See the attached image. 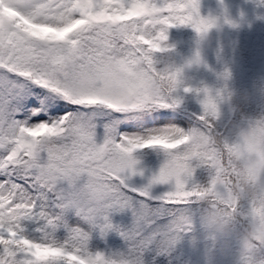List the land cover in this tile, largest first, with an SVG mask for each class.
Here are the masks:
<instances>
[{
    "label": "snow or ice",
    "instance_id": "obj_1",
    "mask_svg": "<svg viewBox=\"0 0 264 264\" xmlns=\"http://www.w3.org/2000/svg\"><path fill=\"white\" fill-rule=\"evenodd\" d=\"M198 6L0 0V264H144L146 251L173 248L202 195L233 207V169H244L254 149L264 155V115L230 124L217 93L185 88L203 93L198 123L188 127L173 115L178 99L149 94L148 66L165 51L168 29L204 33L214 24ZM144 150L164 160L137 187L134 154ZM197 161L207 168L204 184L193 179ZM157 186L166 190L154 194ZM125 211L131 223L121 231L109 217ZM93 231L101 239L117 232L124 250H91Z\"/></svg>",
    "mask_w": 264,
    "mask_h": 264
},
{
    "label": "trees",
    "instance_id": "obj_2",
    "mask_svg": "<svg viewBox=\"0 0 264 264\" xmlns=\"http://www.w3.org/2000/svg\"><path fill=\"white\" fill-rule=\"evenodd\" d=\"M243 3V5L241 4ZM198 12L201 18H209L212 19V16L215 15L218 17H226L229 21L235 22V26L229 28V32L234 35L237 34L239 39H244L247 37L250 41L253 39L251 43V51H255L260 53L264 47V11L262 10L261 3L259 0H247L244 2H240L237 0H198ZM224 22V19H221ZM227 25H230L227 23ZM250 26L251 30H248ZM192 29V28H191ZM226 31V30H224ZM223 31V32H224ZM169 29L167 32V39L173 37L172 34L169 33ZM211 32L209 35L211 38ZM223 32L220 33L221 39L225 40V36H223ZM172 40L175 42L171 45L173 46V51L169 53L172 55V60L175 62L176 67L181 69V73L178 76V80L181 81L180 86L176 90V97H179L178 101L180 106L184 100H190V97L195 98V94L201 92H194L188 91V94H182L185 88L188 89H200V88H207L210 93L213 95L216 91L221 87L220 82L217 80L215 72L216 69L222 67V65H228L227 63L230 62L231 54L230 52H224L222 54V59L224 62L222 64H218V59L215 61L212 59L211 56L207 55L205 52L203 54V63L199 66L192 65L190 68H183L185 62L189 61L194 53L197 51V35L194 30H188L187 33H182L176 35ZM170 40V41H172ZM234 40L235 37H234ZM176 41L178 44L176 45ZM248 53L246 57H248ZM174 55V56H173ZM244 54H240L243 58ZM235 58V54L233 55ZM159 59V56L156 57ZM244 59V58H243ZM226 60H229L226 62ZM245 60V59H244ZM218 73V72H217ZM261 75L260 76H253L252 83L255 84L259 82L261 83ZM228 86V82H227ZM229 87V86H228ZM240 84H239V86ZM245 94H247L245 92ZM237 95H243L242 92H239ZM174 98L175 94H173ZM193 98V99H194ZM198 99V97H196ZM203 98V97H202ZM190 100L192 103L191 108L194 111L200 113L192 112L191 114L184 113L182 111L181 114L188 119L192 127L196 126L198 123L197 118L202 113L201 104L198 101ZM256 101H259L258 99ZM259 104V113L264 114V102L257 103ZM176 107L180 108V107ZM247 107L246 104H241L240 109L243 110ZM220 112L227 116V112L223 105L219 106ZM135 158L138 159L139 163L137 168L142 170V176H134L132 177L133 181L132 184L139 187L147 183L149 177L158 172L159 167L162 165L164 157L154 151L151 150H144L134 154ZM202 168L196 169L193 175L194 182L202 173ZM166 190V186H157L154 188L153 193L159 194ZM202 211L200 206L196 204L189 205V217L192 223V231L188 234H182L179 241L174 245L172 249L166 255H163L164 260L173 263H184V264H205L204 262V253L205 250L210 246V241L206 238L205 234L201 231L199 227V215ZM110 222L112 223L114 228H119L121 231L126 230L130 223H131V214L127 211L119 212V213H112L109 217ZM240 225L236 224L235 230L239 231ZM101 243L106 248V253L123 251L125 248L124 242L119 236V234L115 231L109 232L103 239L99 237L98 232L93 231L92 235L90 236L89 245L90 248L96 246V243ZM238 254V248L234 240L229 241L227 248L221 250H216L214 252V259L212 260V264H235V260ZM154 250H148L144 253L143 259L144 262L149 263L152 258H159Z\"/></svg>",
    "mask_w": 264,
    "mask_h": 264
},
{
    "label": "clouds",
    "instance_id": "obj_3",
    "mask_svg": "<svg viewBox=\"0 0 264 264\" xmlns=\"http://www.w3.org/2000/svg\"><path fill=\"white\" fill-rule=\"evenodd\" d=\"M215 22L204 33L197 35V51L192 58L185 62L183 68H190L192 65L199 66L203 63V54L211 46L210 31L215 29L220 33L223 25L220 23L224 17L212 18ZM235 26V22H231ZM165 51L159 55V59H154L148 66L153 79L150 82L149 94L156 98L161 95L173 96L181 81L174 82L173 75L177 69L175 62L169 53L173 51V46L169 45L167 39L163 42ZM216 78L221 87L216 91L219 105L226 106L227 116L220 112L221 119H226L230 124L235 125L233 119L240 112V105L246 104L249 100L247 94L237 95L230 90L227 82L230 80V70L222 65L221 70L216 73ZM256 99L264 102V83L254 87L252 94ZM174 110V109H172ZM210 147L215 145V141H205ZM235 165L238 157L228 153ZM207 168L199 161L192 165V169ZM252 173V175H249ZM222 186L227 188L229 184L228 175L219 180ZM202 192L207 193L208 189L202 187ZM228 197L233 205L228 208L227 205L216 196L204 194L194 202L202 208L199 215V227L210 241V246L205 250V264H212L214 252L227 248L229 241L234 240L238 254L235 264H264V155L260 154V149H254L248 154L247 164L244 169H233V181L228 189ZM247 203V208L240 210V202ZM241 225L239 231L235 230L236 224ZM188 229L178 234L174 245L179 241L182 234H188L192 231L191 219L187 217ZM174 247V246H173Z\"/></svg>",
    "mask_w": 264,
    "mask_h": 264
},
{
    "label": "rangeland",
    "instance_id": "obj_4",
    "mask_svg": "<svg viewBox=\"0 0 264 264\" xmlns=\"http://www.w3.org/2000/svg\"><path fill=\"white\" fill-rule=\"evenodd\" d=\"M216 17L215 15L212 16V18H216ZM220 23L223 25L220 33L226 30L223 32V36H225V40L221 39L222 36H220V33L217 34L216 30L212 29L211 46L206 51V53L207 55L211 56L212 59L215 61L219 58L217 61L218 64H222L224 62V60L221 57L224 52L232 53L229 59L230 62L227 63L228 65H225L229 68L230 76H231L230 80L228 81V86H229L228 88L230 90H233L237 94L239 92H242V94L244 95L246 92L247 95L249 96L247 107L244 108L243 110L240 109V112L235 117H233L235 122L239 124L242 122H247L249 120L256 119L259 116L264 115L262 113L258 114L259 110L257 108H259L260 105L257 103H261V101L260 100L256 101L257 99L252 95L254 91V87H255V84L252 83V77L261 75V78H262L261 83H264V47L262 51H260V53L258 52L255 53V51L254 52L251 51L250 53H248L251 49V43L253 39H251V41L247 37H245V40L239 39L236 33H234L233 35L231 34V32H229V28L232 26L227 25V23L223 22L222 20H220ZM248 30H251L250 26L248 27ZM234 37L236 40H234ZM177 44H178V41H176V45ZM244 53L245 55L243 56V58L245 60L240 56V54H244ZM247 53H248V57H246ZM234 54H235V58L233 56ZM229 60H226V62ZM220 70H221L220 68L216 69V72L214 75H216V73L219 72ZM239 84L241 88L238 87ZM258 84L259 82L256 83V85ZM181 93L188 94V92H185V91L183 92L181 91ZM173 94H175V97H176V93H173ZM196 97H198V99ZM202 97H203L202 92L198 94L196 93L195 98L191 96L190 100L194 98L193 101H198L199 104H201V101L203 99ZM178 98L179 97H176V99ZM190 100L189 99L184 100L183 103L180 106H178L180 108L175 109V111L173 112V115L178 117L188 127H192V125L188 120H186L185 118L179 115L181 114L180 111L191 114V115H192V112H196L198 114L200 113V111L197 112L191 108L192 102ZM224 108L227 112L226 106H224ZM207 177H208V173L206 170L203 169L201 175L199 176L198 179H196L195 182L204 184L207 181ZM132 181L133 179H131L130 181L131 184H132ZM246 208H247V203L244 201H241L240 210L243 211ZM91 250H98V251H103L106 253L105 247L101 243H97L96 246L93 247ZM144 264H172V263L167 261L166 259L164 260L163 255H162V256H159V258L157 259L152 258L149 263L144 262ZM173 264H184V263H173Z\"/></svg>",
    "mask_w": 264,
    "mask_h": 264
}]
</instances>
